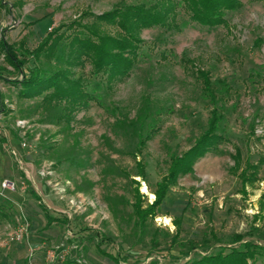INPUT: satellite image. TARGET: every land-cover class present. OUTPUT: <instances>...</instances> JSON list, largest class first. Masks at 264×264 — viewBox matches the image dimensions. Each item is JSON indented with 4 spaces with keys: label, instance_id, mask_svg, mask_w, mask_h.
I'll list each match as a JSON object with an SVG mask.
<instances>
[{
    "label": "rangeland",
    "instance_id": "374dc122",
    "mask_svg": "<svg viewBox=\"0 0 264 264\" xmlns=\"http://www.w3.org/2000/svg\"><path fill=\"white\" fill-rule=\"evenodd\" d=\"M143 1L149 0H0V41L32 50L52 28L67 36L76 29L70 27L74 20ZM238 1L223 23L210 26L191 21L185 0H174L178 27L143 29L129 73L111 90H98L101 105L78 106L69 118L61 115L63 102L21 97L9 80L22 73L0 49V139L9 147L14 178L0 194L10 215L0 220V264H180L220 249L243 250L246 241L260 246L263 255L255 260L262 264L264 0ZM63 45L50 60L27 55L28 66L63 68ZM90 70L87 61L72 68L85 83L100 80ZM214 107L221 116L217 133L227 141L179 175L155 217L136 227L133 179L143 205L152 203L170 157L207 129ZM141 133L151 138L136 155ZM236 149L242 166L233 170ZM139 159L144 181L134 175ZM246 162L258 169L256 179L243 184L239 172ZM30 191L66 221L44 228ZM236 234L241 240L231 243Z\"/></svg>",
    "mask_w": 264,
    "mask_h": 264
},
{
    "label": "trees",
    "instance_id": "16d2710c",
    "mask_svg": "<svg viewBox=\"0 0 264 264\" xmlns=\"http://www.w3.org/2000/svg\"><path fill=\"white\" fill-rule=\"evenodd\" d=\"M240 5L238 0H185L184 2V8L191 21L210 26L223 23L225 11ZM175 8L174 0L117 4L107 11L93 15L92 19L86 22H81L80 19L74 20L70 27L76 29L67 36L63 33L58 34L60 27L52 28L32 50L22 45L17 48L16 44L1 40L0 49L6 61L14 71L22 73V78H13L9 81L19 86L21 97L31 98L42 95V101L45 103L63 102L61 115L65 118H69L76 107L91 101L101 105L98 90H111L114 82L127 75L136 63L139 46L142 43L141 31L153 26L178 27L174 21ZM62 42H65L62 50L63 68L49 71L38 65L28 66L27 55L35 59L42 56L50 60L61 47ZM18 50L21 51V57L18 55ZM86 61L91 65L90 73L101 77L100 80L85 83L82 77L74 76L72 68L83 65ZM200 74L203 77L205 92L210 93L209 98L214 104L211 83L202 72ZM220 119L221 116L214 107L211 110L207 129L194 140L188 149L170 157L166 173L155 183L153 190L155 196L152 203L143 205L142 200L145 196L139 191L138 180L133 179L135 184L133 213L136 227L143 229L147 220L155 217L157 208L163 201L167 190L177 183L179 175L191 172L197 158L215 149L222 141H227L225 137L217 133ZM150 138L149 133L138 135L136 155L141 154ZM241 166V152L236 149L232 169L236 170ZM135 167L134 175L144 181L146 174L143 160H137ZM257 169V163L246 162L239 172L241 183L255 180ZM9 216L4 205L0 204V220H6ZM46 218L47 223L54 219L48 214ZM241 238V235L236 234L232 236L231 243L238 242ZM241 244L243 250L232 247L228 252H223L220 249L213 254L202 255L197 259L180 264H257L256 256L263 255L258 250L260 246L250 241ZM108 256L116 260L115 257ZM262 264H264V259Z\"/></svg>",
    "mask_w": 264,
    "mask_h": 264
},
{
    "label": "crops",
    "instance_id": "0c3cea01",
    "mask_svg": "<svg viewBox=\"0 0 264 264\" xmlns=\"http://www.w3.org/2000/svg\"><path fill=\"white\" fill-rule=\"evenodd\" d=\"M11 165H12V161H11V156L9 153V147L5 143V140L2 138V139H0V194L2 193L3 189H9V188H2V181L7 180V181L13 183L14 178H13V172H12ZM30 195L32 198H34L37 201L38 206L42 211V216L44 219V226H43L44 228H48L51 225L56 224V223H60L61 221H64V220L66 221L65 218H59L57 216L52 215L49 212L48 207L42 202L41 196L39 194H37L35 191H30ZM46 214H48L49 216L54 218L50 223H47ZM101 242H98L97 245L100 246L102 244ZM102 253L104 255H106L107 257H109L108 255H111V254L105 253L104 251H102ZM110 259H112V258H110ZM112 260H114V259H112Z\"/></svg>",
    "mask_w": 264,
    "mask_h": 264
},
{
    "label": "built area",
    "instance_id": "2783aa9c",
    "mask_svg": "<svg viewBox=\"0 0 264 264\" xmlns=\"http://www.w3.org/2000/svg\"><path fill=\"white\" fill-rule=\"evenodd\" d=\"M11 183L7 180L2 181V188H10Z\"/></svg>",
    "mask_w": 264,
    "mask_h": 264
},
{
    "label": "bare ground",
    "instance_id": "6f19581e",
    "mask_svg": "<svg viewBox=\"0 0 264 264\" xmlns=\"http://www.w3.org/2000/svg\"><path fill=\"white\" fill-rule=\"evenodd\" d=\"M152 196V195H151Z\"/></svg>",
    "mask_w": 264,
    "mask_h": 264
}]
</instances>
